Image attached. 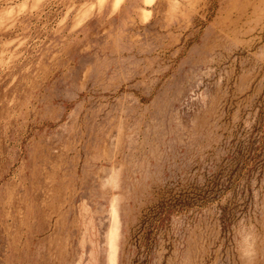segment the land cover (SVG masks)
<instances>
[{"label": "rangeland", "instance_id": "rangeland-1", "mask_svg": "<svg viewBox=\"0 0 264 264\" xmlns=\"http://www.w3.org/2000/svg\"><path fill=\"white\" fill-rule=\"evenodd\" d=\"M0 264H264V0H0Z\"/></svg>", "mask_w": 264, "mask_h": 264}]
</instances>
